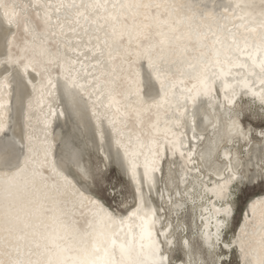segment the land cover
Returning <instances> with one entry per match:
<instances>
[{"label": "snow or ice", "instance_id": "6c2138e0", "mask_svg": "<svg viewBox=\"0 0 264 264\" xmlns=\"http://www.w3.org/2000/svg\"><path fill=\"white\" fill-rule=\"evenodd\" d=\"M217 7L221 6L193 0H57L55 4L50 0H0V21L14 26L0 56V134L8 139L11 131V79L17 70L37 93L44 125L37 148L29 99L27 143L19 145L14 164L5 160L0 166V264H170L165 245L173 243L171 225L155 229L156 209L148 206L143 188L151 191L163 178L166 165L175 164L177 155L181 167L189 171L186 166L193 163L195 142L203 139L196 133L197 101L214 99L213 94L220 91L223 101L234 105L238 92L236 83L227 79L231 69L243 71L237 76L246 94L258 98L264 110V10L236 15L224 7L231 20L224 26L228 35L211 30V36L205 35L204 18H214L210 8ZM141 59L154 71L159 85L160 100L152 104L142 96ZM183 59L189 61L188 69L197 64L201 69L187 82L176 75L183 76L184 69L177 64ZM210 67L218 68V75L210 77ZM30 72L39 82L29 78ZM218 78L220 89L216 88ZM177 84L185 85L181 103L175 107L183 119L174 123L178 129L187 125L190 136L186 131L172 132L167 122L160 133V122L154 119L161 108L173 103ZM61 96L81 119L86 109L78 107L77 97L85 105L91 102L88 110L94 117V138L99 146L107 142L109 150L112 145L116 149L104 161L111 158L119 163L136 185L137 202L126 218H117L99 200L85 197L76 181L57 167L49 129L57 113L53 104ZM105 109L114 112L109 116ZM60 115H64L62 110ZM124 117L133 121L131 127ZM260 135L264 137V132ZM186 136L193 142L192 148L184 142ZM258 178L264 183V170ZM242 179L229 169L227 177L214 187L222 205L215 211L223 216L217 221L215 243L210 245L219 248L214 264H233L237 254L236 264H264V200L251 205L252 216L257 205L262 210L258 220L248 222L251 233L242 227L236 240L220 239L232 214V185ZM253 179L256 177H249ZM112 195H117L115 186ZM85 206L88 215L81 213L83 218H76L72 209ZM126 223L130 239L118 242L115 229L123 231ZM134 228L139 229L138 236ZM183 243L188 245V241Z\"/></svg>", "mask_w": 264, "mask_h": 264}, {"label": "bare ground", "instance_id": "6f19581e", "mask_svg": "<svg viewBox=\"0 0 264 264\" xmlns=\"http://www.w3.org/2000/svg\"><path fill=\"white\" fill-rule=\"evenodd\" d=\"M226 1L231 2L234 6L232 11H236L241 14L252 13L253 15L258 14L264 10L261 7V0H193V2L204 3L209 6L220 5L221 7L210 8L213 12L212 19L204 18V24L207 27L204 28V34L211 36V31H218L224 36L228 33L224 26H228L229 18L223 12V8L226 7ZM17 3L20 0H16ZM25 2H31V0H25ZM44 2V0H42ZM53 4L57 0H50ZM163 2V0H162ZM239 4L240 7H236ZM231 9V8H230ZM199 19V16H198ZM211 30V31H210ZM12 31L7 25L0 21V56L3 55L5 49V38ZM194 31V35H195ZM225 45L227 41H224ZM206 60L207 58H203ZM144 60L141 59L138 63H142ZM188 60H178L177 64L184 69L183 76L180 77L179 73L176 75L182 78L186 82L189 77L188 74L191 69L187 68ZM198 72L201 71L199 64H197ZM225 71H229L225 68ZM219 73V69L210 67L208 69V75L211 77L213 74ZM193 75V79L195 78ZM2 76V73L0 74ZM12 83V97L15 98V103L18 105L15 111V118L12 117L13 106L9 115V124L11 126L12 119L14 122V128L8 133V139H5L3 134H0V166H3L5 160L10 161L14 164L18 151L20 152L19 145L24 143V132L21 128V117L23 109L27 106L26 96L28 88L24 83L19 70L13 75L11 79ZM237 87V98L234 105L226 104L222 97L223 93H218L212 98L201 97L198 102L204 103L202 111L207 110L205 116L208 117L209 113H214L216 119L209 126L203 130H199L196 122V132L198 136H202V140H198L194 145V154L192 156L193 163L188 164L186 167L189 171L185 172V169L181 167L180 157L175 158V164L169 163L163 170V178L157 181L156 186L148 190L147 186L143 188L145 199L148 201L150 207L155 208L156 211L160 212V219L157 222L155 229L161 227H168L171 225V232L169 239L173 241L172 246L168 247L165 245V252L169 257L170 264H214L216 253L219 248L210 247L211 244L215 243V234L217 221L222 220V214H218L215 209L220 208L221 202L214 195L215 185L226 178L228 170L231 169L237 177H242V180H237L233 183L234 189L232 197L229 200L231 205L232 214L229 216L226 227H223L220 232V239L223 242H229L236 240L240 234V230L243 227L246 231H252L248 227L249 221H256L259 219L261 208L259 205L254 209L256 215L252 216L253 209L251 205L253 202L264 200V194L262 197L256 198L253 194L245 201L242 209L239 211V198L243 193L244 189H256L264 187V183L259 180L261 171L264 170V137L260 134L264 132V110L261 109L260 101L258 98L249 96L242 93L243 83ZM191 86L190 84L188 85ZM185 85L177 84L176 90L181 91ZM154 93V91H151ZM186 93V92H185ZM152 96H145L144 101L147 104L153 100ZM179 102V97H173V102ZM78 107H84L86 110L83 112V118H78L72 113L70 102L68 103L69 116L67 112L64 115L56 113L53 118L58 127L57 136L62 133L68 124L73 125V120L78 124L79 131L89 133L91 135V142L93 147L89 148L86 152L85 160L79 165H73L69 159L64 155L63 150L58 148L56 143L55 150H57V167L69 175L70 178L76 181V187L85 197L97 199L103 205V207L109 208L112 211H116L119 217L126 215L125 210L128 211L135 207L137 202V194L135 188L132 187L130 182L126 178V174L123 171L121 165L111 158L107 162L104 161V156H110V152L114 154L113 147L109 150L107 142L101 147L99 146L98 140L93 136L92 117L90 109L91 102H87L85 105L83 101H80L77 97ZM222 105V106H218ZM55 106V103L53 104ZM172 104L168 105V109H160L156 113L154 119L158 123V129L160 133L165 131V123L170 125V130L174 133L180 131L188 132V136L191 135L187 125L184 128L178 129L174 123L177 119H183L178 116L177 112H171ZM27 108V107H26ZM45 111L47 109L45 108ZM107 115L111 116L113 110H104ZM168 112V115H165ZM32 133H33V145L37 148L40 147L41 140L43 139V128L41 108L39 103L32 111ZM124 119L128 122L129 126H132L133 121L127 117ZM69 121V123H68ZM197 121V118H196ZM53 122L50 133L52 132ZM262 123L260 126L256 124ZM73 127V126H72ZM233 127V128H232ZM12 128V127H11ZM74 128V127H73ZM72 128V129H73ZM71 130V128L69 127ZM74 130V129H73ZM136 131H140L137 127ZM146 133L147 127L143 129ZM12 132L16 143L13 144L9 134ZM83 135V136H84ZM204 138L212 142L216 138L220 139V144L213 150V164L208 166L204 161L205 147L207 142H204ZM49 139L53 142L52 134ZM184 142L190 145L189 148L193 147V142L184 137ZM16 148L15 154L13 155V148ZM195 156V157H194ZM215 167H221L220 170H216ZM199 169V171H195ZM66 171H69L67 173ZM82 172H86L88 175H82ZM112 172L115 176L111 177ZM95 176V179H92ZM255 176L256 179L249 180V177ZM112 179V181L109 180ZM117 179H122L123 183H117ZM115 186L117 195L113 197L112 190ZM107 187L106 194L103 196L99 189ZM253 191V190H252ZM255 191V190H254ZM253 191V192H254ZM264 191V190H263ZM262 192V191H261ZM244 195V194H243ZM252 197V198H251ZM78 199V197H77ZM112 199V200H110ZM116 209V210H114ZM76 218L82 219L81 213L85 216L89 213V207L85 206L82 208H73ZM239 218L236 223V218ZM164 220V222H162ZM103 223V222H102ZM164 224L165 226H162ZM239 233L238 231V227ZM213 228V229H212ZM119 227H116L118 232ZM212 229V230H211ZM212 231V232H210ZM138 236L139 229L136 228ZM119 242L127 241L130 237L117 238ZM160 239H163L162 237ZM184 241H188V245H184ZM232 259L235 261L238 259V254L233 255Z\"/></svg>", "mask_w": 264, "mask_h": 264}, {"label": "water", "instance_id": "95a60500", "mask_svg": "<svg viewBox=\"0 0 264 264\" xmlns=\"http://www.w3.org/2000/svg\"><path fill=\"white\" fill-rule=\"evenodd\" d=\"M225 5L228 8L229 13L234 12L236 15H239L238 12L232 11L234 6L232 5L231 2L226 1ZM240 15H241V13H240ZM230 24H231V20L229 19L228 25H230ZM11 28H12V31H14V26ZM139 71H140V76L142 78V84H143V91H142L143 98H145V96L151 95L152 96L151 98H153V100L150 102V104H152L153 101H159L160 100L159 85L154 78V71L149 69L146 60H144L142 63H140ZM230 71H231L232 75L227 77L229 83H236V86H241L240 83H242V81L240 80V77L237 76V72H240L241 76H242L243 71L238 70V69H231ZM196 73H198L197 67L195 69H191V71L188 74L189 79H193V75H195ZM216 74L218 75V73H216ZM29 78L33 79L34 82H39V77H37L35 75V73L30 72ZM221 87H222L221 79L218 78V79H216V88L220 89ZM27 88H28V91H27L26 101L28 103L29 99H31L33 102V109H34L36 107V105L38 104L37 99H36L37 93L33 92L29 86H27ZM152 90L154 91V93L151 92ZM218 93L221 94L222 92L217 91L213 95L216 96ZM242 93L246 94L245 89L242 90ZM180 94H181V91L176 90V98H178L180 96ZM184 94L187 95V93H184ZM247 95L251 96L250 93H247ZM68 103H69V100L66 97L61 96V97H58V99L55 103V106H53V107L57 108V113H59L58 111L62 110L63 112H65V111L67 112L66 116H69L70 114H68L69 113ZM180 103H181L180 101L179 102L174 101L172 103L173 107L171 108L170 113H174L175 107ZM203 104L204 103L197 101V117L196 118H197V126H198L199 130H203L204 128H206L207 126H209L211 123H213L216 120L214 118V113H212V114L209 113L208 117L205 116L208 109L202 111V107L204 106ZM11 106H13L12 117L15 118V116H16L15 111H16L18 105L15 103L14 96H13ZM167 107L168 106H166L165 108H161V109L167 110L168 109ZM26 111H27V108L25 107L23 109L22 117H21V119H22L21 128H22V131L24 132L23 137H25L27 132H28L27 121L25 119ZM32 117H33V113H32ZM13 120L14 119H12L11 130H13V128H14ZM56 123H55V121L53 122L54 125H53L52 132H51L52 138H53V143H56L58 148L62 147L61 149L63 150L64 155L69 159L68 162H70L73 165L81 164L83 162V160H85L86 152L89 151V148L93 147L92 142H91V140H92L91 135L89 133H86L84 135V132H80L78 124L73 120V125L70 124L68 121L69 124H68L67 128H65V130L57 136V133H58L57 125L58 124H56ZM31 127L33 128L32 122H31ZM69 127L71 128V130L69 129ZM32 135H33V133H32ZM9 136L11 138L12 143L15 144L16 140L14 139L12 132L9 134ZM205 142H207V144L205 147L204 161L207 163L208 166H211L213 164V161H214L213 150L215 149L216 146H218L220 144V139L216 138L214 141L210 142V141H208L207 138H204L203 144ZM24 143L25 144L27 143L26 139H24ZM188 146L190 147V145H188ZM112 147H113L112 148L113 151L115 152L116 151L115 146L112 145ZM15 150H16V148L14 147L13 148V155L15 154ZM19 155H20V152L18 151L17 156H19ZM54 155H55V158L57 160V155H58L57 150L54 151ZM176 157H179V156L177 155ZM15 162H16V160L14 161V163ZM215 168H216V170H220L221 167H215ZM122 169L125 172L124 167H122ZM66 172L69 173V171H66ZM125 174H126V178H127L128 182H130L132 187L135 188L136 185L134 184V182L132 181L130 176L126 172H125ZM255 194H257L256 198H259V197H262L261 194H264V191L257 192ZM148 205H149V203H148ZM104 208L107 209L108 211L112 212L114 214V216H116L117 218H126L128 215V211L125 210L124 212L126 215L119 217V214L116 211H112L106 207H104ZM114 210H116V209H114ZM156 214H157L158 221H159L160 212L156 211ZM162 222H164V220H162ZM162 226H165V225L162 224ZM240 227L241 226L238 227L237 233H239ZM158 229H160V228H158ZM133 231L136 232V228H134ZM118 232H119V236H118L119 238H122V237L123 238H125V237L129 238L127 223L125 225H123V231H120V228H119ZM210 232H212V231H210Z\"/></svg>", "mask_w": 264, "mask_h": 264}, {"label": "rangeland", "instance_id": "374dc122", "mask_svg": "<svg viewBox=\"0 0 264 264\" xmlns=\"http://www.w3.org/2000/svg\"><path fill=\"white\" fill-rule=\"evenodd\" d=\"M262 123H258V124H256L257 126H260ZM112 176H115V173L114 172H112V174H111V177ZM109 180L110 181H112V179L111 178H109ZM118 181H117V183H123L124 181L122 180V179H117ZM254 192H253V191ZM264 190V187H260L259 189L258 188H256V189H244V191H243V193L240 195V198H239V211L242 209V207H243V205H244V203H245V201L253 194H255V193H257V192H261V191H263ZM106 191H107V187H103L102 189L100 188L99 189V192L103 195V196H107L108 197V195L109 194H106ZM244 194V195H243ZM110 200H112V199H110ZM238 218H239V215L237 216V218H236V223H237V220H238ZM233 264H236L235 263V261L233 260Z\"/></svg>", "mask_w": 264, "mask_h": 264}]
</instances>
